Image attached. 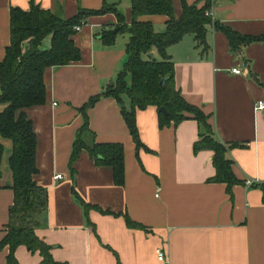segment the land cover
Returning <instances> with one entry per match:
<instances>
[{
  "label": "crops",
  "instance_id": "obj_1",
  "mask_svg": "<svg viewBox=\"0 0 264 264\" xmlns=\"http://www.w3.org/2000/svg\"><path fill=\"white\" fill-rule=\"evenodd\" d=\"M31 0H0V60L10 43V9L30 7ZM42 8L69 18L80 8L115 7L126 25L132 20L133 0H35ZM174 16L182 14V0H172ZM205 4L206 0H186ZM205 39L198 45L192 32L168 46L175 70V85L183 97L209 115L215 135L232 146L227 156L239 183L210 180L215 175L214 151H194L203 130L196 118L160 126L155 105L136 111L143 144L137 148L121 113V105L102 94L115 81L129 56V34H117L105 44L101 33L118 24L116 11L92 14L73 35L81 59L44 70L47 89L42 104L23 110L37 135L34 180L47 188L45 213L36 234L51 247L55 260L66 264H264V41L232 50L229 38L215 28L218 20L242 34L264 35V0H211ZM167 14H145L156 31L167 28ZM51 36L41 42L49 48ZM158 60L162 55L151 50ZM238 66L243 73H233ZM102 96L89 107L92 132L86 143L121 142L125 182L116 184L110 165L95 163L82 150L71 173L69 158L76 131L84 123L79 110L87 99ZM19 110L18 112H20ZM4 154L0 163V243L7 232L9 207L14 203L13 176L8 163L12 141L0 137ZM61 173L62 177L55 178ZM258 179L246 185V179ZM89 206L86 212L79 197ZM144 227H131L124 215ZM167 251L160 260L155 249ZM9 245L0 248V264H8ZM19 264H40L42 255L20 244L14 251Z\"/></svg>",
  "mask_w": 264,
  "mask_h": 264
},
{
  "label": "trees",
  "instance_id": "obj_2",
  "mask_svg": "<svg viewBox=\"0 0 264 264\" xmlns=\"http://www.w3.org/2000/svg\"><path fill=\"white\" fill-rule=\"evenodd\" d=\"M210 6L211 0H206L202 6L182 0L183 11L177 18L174 16L172 0H133L130 25L125 24L123 15L115 7L107 4L99 10L80 8L76 15L69 18L42 8L35 0L30 1L28 9L11 7L10 43L6 47L5 56L0 60V137L12 141L13 151L8 163L12 170L14 180L12 189L15 195L14 203L8 210L7 232L0 243V248L9 245L8 264H19L14 251L20 244L26 245L31 251L38 250L42 255L40 264H66L54 259L51 254L52 246L41 239L35 231L39 226V217L47 210L48 194L47 188L33 178L39 170L36 165L37 135L33 129L32 119L21 109L45 101L46 67L70 64L81 59V50L72 35L78 30L75 27L82 26L86 18L92 14L106 11H116L118 14V24L101 33L105 44H114L119 33L129 34L126 45L129 58L118 71L114 83L106 86L102 94L110 95L120 103L122 116L137 148L148 149L143 144L138 130L136 116L138 108L157 106L160 126L171 121L178 124L186 118L194 117L203 129L199 138L194 141V151L203 148H211L214 151L213 162L216 172L210 180L227 182L228 188L240 182L241 179L239 180L233 172V160L227 156V152L230 147L244 143H223L217 138L208 120L209 115L197 104L186 100L175 85L174 61L167 51L168 46L190 32L194 34L198 45L206 48L207 23L211 22V17L207 14ZM160 13L169 16L164 31H156L150 21L139 20L141 15ZM213 24L216 29L227 35L230 47L234 51L252 42L264 41V35L242 34L218 20ZM47 36H51V46L43 48L41 42ZM153 47L162 55L161 60L148 55ZM163 78L164 82L161 84ZM102 94L90 96L79 108L84 123L76 131L68 164L74 175V161L80 152L86 149L95 163L107 164L113 168L114 180L120 185L125 182L123 144L121 142L87 144L84 139L86 132H92L87 110ZM163 106L167 108V115L160 110ZM19 110L21 111L18 112ZM3 154L4 144L0 140V163ZM72 190L78 196L74 187ZM79 200L87 212L89 205L80 197ZM124 217L129 226L144 227L141 223L133 221L128 214Z\"/></svg>",
  "mask_w": 264,
  "mask_h": 264
},
{
  "label": "built area",
  "instance_id": "obj_3",
  "mask_svg": "<svg viewBox=\"0 0 264 264\" xmlns=\"http://www.w3.org/2000/svg\"><path fill=\"white\" fill-rule=\"evenodd\" d=\"M207 14L210 15V14H211V11L208 10V11H207ZM75 28L80 29V26H76ZM232 72L235 73V74H237V73H243L244 71H243L242 68H240V67H238V66H235V67L232 68ZM263 109H264V99H257V100L255 101V104H254V110H255V111H261V110H263ZM59 177H62V174H61V173H59V174H57V175L55 176V178H57V179H58ZM255 181H258V179H256V178H255V179L247 178V179H246V185L250 186V185H252L253 183H255ZM155 251H156L157 257H158L160 260H163V261H166V262L169 261V257H168L167 251H165L162 247H157V248L155 249ZM169 264H172V263L169 262Z\"/></svg>",
  "mask_w": 264,
  "mask_h": 264
},
{
  "label": "water",
  "instance_id": "obj_4",
  "mask_svg": "<svg viewBox=\"0 0 264 264\" xmlns=\"http://www.w3.org/2000/svg\"><path fill=\"white\" fill-rule=\"evenodd\" d=\"M148 55L151 56V57L154 56L152 51H150V52L148 53ZM163 82H164V78L162 79L161 84H162ZM111 84H112V82H111ZM160 110H161L162 112H164L165 115H167L168 111H167V108H166L165 106L161 107Z\"/></svg>",
  "mask_w": 264,
  "mask_h": 264
}]
</instances>
